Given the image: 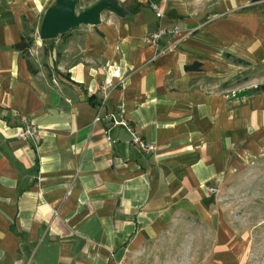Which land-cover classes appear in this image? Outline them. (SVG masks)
Returning <instances> with one entry per match:
<instances>
[{
	"label": "crops",
	"instance_id": "crops-1",
	"mask_svg": "<svg viewBox=\"0 0 264 264\" xmlns=\"http://www.w3.org/2000/svg\"><path fill=\"white\" fill-rule=\"evenodd\" d=\"M54 1L0 0V264H264L221 204L227 174L264 146V92L215 87L264 65V0H108L121 11L29 68L14 46ZM172 25L181 40L143 44ZM106 85L103 113L123 107L154 152L94 123ZM22 118L39 140L17 139Z\"/></svg>",
	"mask_w": 264,
	"mask_h": 264
},
{
	"label": "rangeland",
	"instance_id": "rangeland-1",
	"mask_svg": "<svg viewBox=\"0 0 264 264\" xmlns=\"http://www.w3.org/2000/svg\"><path fill=\"white\" fill-rule=\"evenodd\" d=\"M81 10L78 5L76 11ZM39 29L40 26L25 32L30 47L24 56L32 66L46 67L53 55L51 49L62 50L65 37L41 39ZM59 58L60 55H56V61ZM52 71L57 72L55 65ZM258 82L264 84V65L255 68L245 66L244 71L224 78L215 87L232 95L235 90L251 86L250 83L256 87L260 84ZM221 194V204L229 224L250 238L252 246L264 255V146L254 155L246 156L240 166L227 174Z\"/></svg>",
	"mask_w": 264,
	"mask_h": 264
},
{
	"label": "built area",
	"instance_id": "built-area-1",
	"mask_svg": "<svg viewBox=\"0 0 264 264\" xmlns=\"http://www.w3.org/2000/svg\"><path fill=\"white\" fill-rule=\"evenodd\" d=\"M150 8L155 12L157 18L163 16L159 5L156 2H151L149 4ZM163 38H169L172 40H181L183 38V32L177 25H172L170 27H158L156 30L145 34L142 37V42L145 45L157 46ZM174 42H172L164 51H172ZM110 85H106L102 90V100L97 106L94 123L97 122H108L112 126L124 128L130 135V142L137 149L145 154L152 153L156 150V146L153 143L145 141L133 128V126L128 122L125 116V109L121 106L117 107V111L114 113H103L104 103L109 96ZM22 124L18 128L17 139L21 141L31 140L36 142L40 138V129L37 125L29 122L27 119L22 118ZM209 192L215 194L217 192L216 188H210Z\"/></svg>",
	"mask_w": 264,
	"mask_h": 264
},
{
	"label": "water",
	"instance_id": "water-1",
	"mask_svg": "<svg viewBox=\"0 0 264 264\" xmlns=\"http://www.w3.org/2000/svg\"><path fill=\"white\" fill-rule=\"evenodd\" d=\"M82 10L76 11L77 6ZM103 11L120 12L121 9L108 0H97L85 6L78 0H55L43 15L39 36L41 39H52L67 34L80 25L95 26L100 22Z\"/></svg>",
	"mask_w": 264,
	"mask_h": 264
},
{
	"label": "trees",
	"instance_id": "trees-1",
	"mask_svg": "<svg viewBox=\"0 0 264 264\" xmlns=\"http://www.w3.org/2000/svg\"><path fill=\"white\" fill-rule=\"evenodd\" d=\"M259 1H263V0H251L252 3H255V2H259ZM66 34H63L61 35V37L65 36ZM15 49L21 51L23 54H25L28 50H29V43L26 41V38L25 37H22L20 42L17 43L15 46ZM235 62L237 63H244L243 61L241 60H235ZM27 65L29 68H31L30 66V63L27 61ZM200 67V64L198 63H195L193 65H190V66H187L186 69L189 70V69H192V70H195V69H199ZM260 92H264V84H260V85H257L256 87L248 90V93H260Z\"/></svg>",
	"mask_w": 264,
	"mask_h": 264
}]
</instances>
